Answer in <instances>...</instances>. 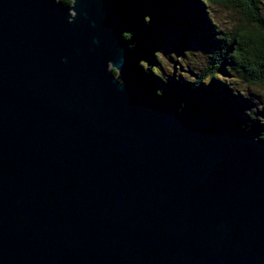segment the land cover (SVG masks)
<instances>
[{
    "label": "water",
    "instance_id": "95a60500",
    "mask_svg": "<svg viewBox=\"0 0 264 264\" xmlns=\"http://www.w3.org/2000/svg\"><path fill=\"white\" fill-rule=\"evenodd\" d=\"M74 11L0 0V264H264V143L150 101L113 0Z\"/></svg>",
    "mask_w": 264,
    "mask_h": 264
},
{
    "label": "clouds",
    "instance_id": "9594fccd",
    "mask_svg": "<svg viewBox=\"0 0 264 264\" xmlns=\"http://www.w3.org/2000/svg\"><path fill=\"white\" fill-rule=\"evenodd\" d=\"M197 2L201 5L202 0ZM52 3L67 9V24L74 22L77 0H52ZM207 21L215 47L210 50L195 45L157 48L151 52L153 63L139 59L136 67L161 85L171 80L187 85L192 91L207 88L213 82L222 86L232 99L248 105L239 114V129L248 134L257 126L259 130L252 140L264 143V0H219L214 22ZM141 22L149 25L151 16L144 15ZM120 39L126 44L125 51L135 50L137 42L130 31H122ZM60 63L65 60L61 58ZM121 63L116 61L117 65ZM104 72L114 87L123 86L120 68L112 60L105 62ZM153 94L161 98L164 89L155 88ZM184 106L183 101H178L177 111Z\"/></svg>",
    "mask_w": 264,
    "mask_h": 264
},
{
    "label": "trees",
    "instance_id": "16d2710c",
    "mask_svg": "<svg viewBox=\"0 0 264 264\" xmlns=\"http://www.w3.org/2000/svg\"><path fill=\"white\" fill-rule=\"evenodd\" d=\"M116 12L121 20L124 31H130L137 46L130 52V64L135 72V81L148 95L150 101H164L178 108V101L184 102V108L179 112L191 111L196 121L207 120L229 127H238L237 120L241 110L248 105L238 99H232L222 86L213 82L207 88L195 91L187 85L176 84L169 80L167 85H161L151 76H145L137 67L139 59L151 60V52L159 48L160 32L154 24L158 21L160 27H175L185 36L196 41L204 50L215 47L211 41L209 22H214L219 0H113ZM206 13V17L204 15ZM144 15L151 16V23L144 25L141 20ZM222 72V68H221ZM163 88L164 96L156 98L153 89ZM239 128V127H238ZM253 126L246 134L253 137L258 132Z\"/></svg>",
    "mask_w": 264,
    "mask_h": 264
},
{
    "label": "rangeland",
    "instance_id": "374dc122",
    "mask_svg": "<svg viewBox=\"0 0 264 264\" xmlns=\"http://www.w3.org/2000/svg\"><path fill=\"white\" fill-rule=\"evenodd\" d=\"M154 27H156L160 32L159 48H183L189 45L199 46L196 41L191 40L190 38L185 36L183 32L178 31V29L173 26L163 28L160 27L158 21H156V25L154 24Z\"/></svg>",
    "mask_w": 264,
    "mask_h": 264
}]
</instances>
